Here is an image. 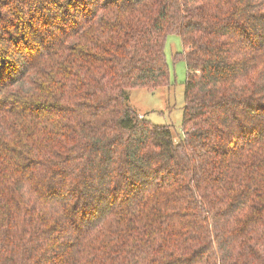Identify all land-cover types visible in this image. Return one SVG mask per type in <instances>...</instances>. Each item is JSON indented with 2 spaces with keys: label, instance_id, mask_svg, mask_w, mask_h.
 Instances as JSON below:
<instances>
[{
  "label": "trees",
  "instance_id": "1",
  "mask_svg": "<svg viewBox=\"0 0 264 264\" xmlns=\"http://www.w3.org/2000/svg\"><path fill=\"white\" fill-rule=\"evenodd\" d=\"M0 264H264V0H0Z\"/></svg>",
  "mask_w": 264,
  "mask_h": 264
},
{
  "label": "rangeland",
  "instance_id": "2",
  "mask_svg": "<svg viewBox=\"0 0 264 264\" xmlns=\"http://www.w3.org/2000/svg\"><path fill=\"white\" fill-rule=\"evenodd\" d=\"M182 52L180 39L169 35L164 45V54L169 66L170 85L149 92L146 89L127 91L129 104L140 118L153 125L169 126L174 142L182 137V117L186 81L184 61L174 62L172 57Z\"/></svg>",
  "mask_w": 264,
  "mask_h": 264
}]
</instances>
